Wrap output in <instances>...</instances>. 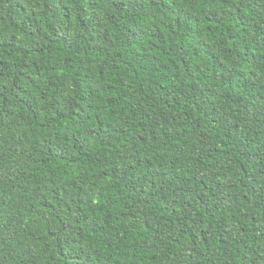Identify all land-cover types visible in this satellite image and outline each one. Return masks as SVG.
<instances>
[{
    "label": "trees",
    "instance_id": "1",
    "mask_svg": "<svg viewBox=\"0 0 264 264\" xmlns=\"http://www.w3.org/2000/svg\"><path fill=\"white\" fill-rule=\"evenodd\" d=\"M0 264H264V0H0Z\"/></svg>",
    "mask_w": 264,
    "mask_h": 264
}]
</instances>
